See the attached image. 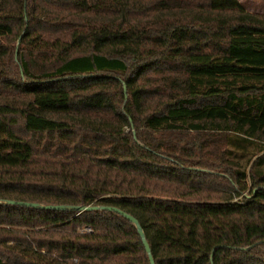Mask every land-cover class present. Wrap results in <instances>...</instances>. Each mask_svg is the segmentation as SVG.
<instances>
[{"label":"trees","instance_id":"obj_1","mask_svg":"<svg viewBox=\"0 0 264 264\" xmlns=\"http://www.w3.org/2000/svg\"><path fill=\"white\" fill-rule=\"evenodd\" d=\"M264 264V16L238 0H0V264Z\"/></svg>","mask_w":264,"mask_h":264},{"label":"water","instance_id":"obj_2","mask_svg":"<svg viewBox=\"0 0 264 264\" xmlns=\"http://www.w3.org/2000/svg\"><path fill=\"white\" fill-rule=\"evenodd\" d=\"M4 204L6 205H16V206H21V207H27V208H33V209H42V210H53V211H71V210H74L78 213L80 212H83V211H86V212H91V211H98V210H101V211H112V212H115L119 215H123L128 221H130L136 228L141 240H142V243H143V246L145 248V251L147 253V256H148V259H149V263L150 264H154V261H153V258L151 256V252H150V248H149V245L145 239V236H144V233L140 227V225L138 224L137 220L135 218H133L132 216L130 215H127L126 213H124L123 211L117 209V208H114V207H91V206H88V207H66V206H61V205H58V206H53V205H47V206H43V205H39V204H36V203H27V202H17V201H8V202H4Z\"/></svg>","mask_w":264,"mask_h":264},{"label":"rangeland","instance_id":"obj_3","mask_svg":"<svg viewBox=\"0 0 264 264\" xmlns=\"http://www.w3.org/2000/svg\"><path fill=\"white\" fill-rule=\"evenodd\" d=\"M238 2L248 13L264 16V0H238Z\"/></svg>","mask_w":264,"mask_h":264}]
</instances>
